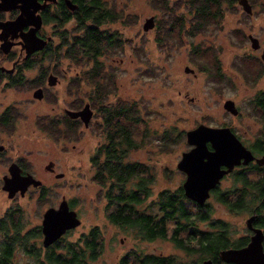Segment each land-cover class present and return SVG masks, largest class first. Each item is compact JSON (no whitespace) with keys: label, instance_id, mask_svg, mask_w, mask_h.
Returning <instances> with one entry per match:
<instances>
[{"label":"rangeland","instance_id":"1","mask_svg":"<svg viewBox=\"0 0 264 264\" xmlns=\"http://www.w3.org/2000/svg\"><path fill=\"white\" fill-rule=\"evenodd\" d=\"M104 1L118 15H122L105 27L116 29L123 40L121 47L107 52L102 58L105 70L111 74L105 102L124 100L136 103L138 112L134 115L138 116L139 122L133 125L132 135L140 144L129 149L127 159L148 165L152 174L150 190L137 206L159 217V192L181 186L185 177L176 168V162L182 151L190 147L186 141L187 130L199 123L228 126L253 151L251 144L254 140H264V105L258 102L264 92V60L260 57L264 45V0H250L251 13L244 11L236 0L233 8L226 5L222 17L216 22L193 30V33L189 28L191 15L188 13L182 16L185 23L181 29L170 25L167 20L170 11L175 16L186 12L187 0ZM163 2H167L170 9H162ZM152 14L158 18L157 26L144 30L143 20ZM123 20L129 23H122ZM57 25L47 21L43 28L52 34V47L61 42L55 32ZM73 27V21L68 19L59 29L72 31ZM248 34L258 38V48L251 46ZM46 54L44 52L39 56L35 69L25 70V75L31 78L44 68V84L40 83L46 94L44 99L32 98L34 85L29 83L22 88H7L1 93L4 102L19 100L21 114L14 126L0 131V139L8 145V150L0 159V173L6 171V167L3 169L2 166L7 165V159L16 154L43 181L47 196L41 198L39 190L30 189L27 194L12 199L0 187V217L17 206L23 213L24 231L32 229L40 226L44 210L50 205L55 206L60 196L66 194L81 222L63 236L64 242L77 240L91 228L99 232L100 249L97 258L90 264H118L121 255L133 248L161 255L173 254L177 264L191 263L196 259V253L189 255L176 248L168 238L169 232L167 237L141 239L130 227H121L109 221L107 213L110 208L105 207L106 199L98 195L100 186L92 180L94 166L90 156L105 141L99 126L102 120L97 110L99 103L93 95L94 87L83 78L81 90L75 91L72 78L82 77L80 67H75L73 61L64 55L57 60L52 54L49 61ZM215 62L219 70L215 68ZM186 66L193 72L185 71ZM50 72L57 76L58 81L47 86L46 76ZM217 72L221 74L220 78L215 76ZM227 98L234 101L237 113L223 107ZM87 100H91L95 110L89 127L70 122L68 124L75 125V130L71 131L65 123L59 126L51 121V114L59 118L67 104L70 107L75 101L81 106ZM52 124H56L54 131ZM49 160L53 161L54 172H62L63 176L45 174L43 167ZM253 164L250 166L253 167ZM247 173L251 178H257L262 171L253 169ZM232 183L231 176H224L219 183L220 189ZM206 202L210 204L213 217L230 221L234 236H249L251 231L247 229L245 219L250 213L231 214L210 195ZM31 243L41 248L42 256L45 250L42 237H32ZM59 247L54 250L61 251ZM11 262L39 264L19 246L14 248Z\"/></svg>","mask_w":264,"mask_h":264},{"label":"trees","instance_id":"2","mask_svg":"<svg viewBox=\"0 0 264 264\" xmlns=\"http://www.w3.org/2000/svg\"><path fill=\"white\" fill-rule=\"evenodd\" d=\"M78 1L79 6L73 16L63 13L46 17V21H56L58 28L56 30L54 27L55 32L61 38L60 43L46 52V57L48 56L50 61L52 54L57 60L59 56L64 55L73 61L75 67H80L82 77L72 78L75 91L81 90L80 82L83 78L88 79L94 87L93 95L96 103H99L97 110L102 120L99 126L104 132L105 141L96 148L90 158L94 166L92 180L100 186L98 195L106 199L105 207L110 208L107 213L109 221L121 227H130L141 239L165 237L169 232L168 238L176 248L189 255L196 253V259L187 264H194L207 257H211L214 264H234L221 261L218 256L219 249L244 245L249 236H234L230 221L213 217L208 202L205 201L202 206L198 205L185 197L181 186L173 190L162 189L159 192V217L138 208L148 195L149 183L152 181L148 165L127 159L129 149L140 144L132 135L133 125L139 122L138 116L134 115L138 109L132 101L105 102L111 74L105 70L102 58L107 52L121 47L123 41L116 29L109 30L105 25L116 22L122 15H118L104 0ZM235 4L236 0H187V11L182 12L181 16H175L170 11L167 20L170 25H177L181 29L185 23L182 16L188 13L191 15L189 28L193 33V30H199L221 18L226 5L233 8ZM262 6L264 9V3ZM164 8L170 9L167 2L162 3V9ZM68 19L73 21L74 30L59 29ZM122 23L129 22L123 20ZM214 65L219 70L218 63L215 62ZM43 69L40 71V83H43L46 74ZM217 74L215 76L220 78L221 74ZM258 102L259 105H264V92L259 96ZM79 104L74 101L71 106L76 108ZM65 125L69 130H75V125ZM55 127L56 124L52 126V131ZM251 147L255 152L263 154L264 140L257 139ZM252 166H234L225 175L232 177V185L220 189L217 184L210 190V196L224 205L231 214L254 212L253 224L264 230V201L261 198L264 192V166ZM253 169L261 170L262 173L257 178H251L247 171ZM22 217L23 213L17 206L11 207L0 217V233L3 235V240L0 241V264H13L11 259L16 246L33 256L39 264H90L97 258L101 243L97 229L91 228L77 240L64 242L63 236L67 230L45 248L41 256V248L31 243L32 237L40 235V226L24 231L25 223ZM57 246H60L61 251L54 250ZM118 264H177V261L173 254L161 255L133 248L121 255Z\"/></svg>","mask_w":264,"mask_h":264},{"label":"water","instance_id":"3","mask_svg":"<svg viewBox=\"0 0 264 264\" xmlns=\"http://www.w3.org/2000/svg\"><path fill=\"white\" fill-rule=\"evenodd\" d=\"M47 1L54 0H0V10H8L13 7L20 9L14 19L0 21L2 33H16L20 30V35L24 40L26 52L41 49L51 35L45 38L36 35V29L41 24V16L36 14L38 8H43ZM242 9L247 13L252 12L251 4L248 0H237ZM70 9H74L76 4L71 0H65ZM31 24L26 31H21L24 25ZM155 25L154 16L144 18L142 28L148 30ZM250 44L253 48L260 46L256 36L248 34ZM260 57L264 60V45ZM185 71L193 72L189 67ZM48 85H54L58 79L53 73H49L46 78ZM43 89L38 87L33 90L32 96L40 99ZM223 107L231 113H237L238 108L232 99H225ZM66 113L71 118H79L85 126L88 125L92 115V109L88 102L80 108H66ZM186 141L190 145L187 150L182 151L180 158L176 162V168L185 174L181 183L183 194L188 199L203 205L210 195V190L219 184L220 179L234 166L247 164L250 160H255L258 165L264 164V155L255 156L252 151L238 138V136L228 126H212L199 123L192 129L185 132ZM4 145L0 144V151ZM52 161L45 167L50 168ZM7 174L2 178V189L7 192V197L11 198L16 192L23 195L28 185L37 186L41 184L39 178L31 173H22L21 168L12 162L8 165ZM57 176L62 173H57ZM264 201V192L262 194ZM255 213L253 212L245 219L247 229L251 231L248 241L241 246H229L219 249L218 256L221 261L234 264H264V230L260 226L253 224ZM81 220L73 208H69L67 201L62 198L57 207L48 206L43 214L40 224L42 245L48 246L59 238L66 230L74 228L80 224ZM194 264H214L211 257L197 261Z\"/></svg>","mask_w":264,"mask_h":264},{"label":"flooded vegetation","instance_id":"4","mask_svg":"<svg viewBox=\"0 0 264 264\" xmlns=\"http://www.w3.org/2000/svg\"><path fill=\"white\" fill-rule=\"evenodd\" d=\"M71 1L76 4L74 9H70L66 5L65 0L47 1L43 8L37 9V11L35 13L39 14L41 16V19H42L40 26L36 29V32H35L38 37L45 38L48 34H50L52 36L51 33H48L46 30L43 29L44 25H47V21H46L47 16H59V15H62L63 13L70 15V16L74 15L75 10H77V8L79 6V1L78 0H71ZM38 2H43V0H38ZM19 12H20V9L17 7H13V8H10L8 10H0V21L14 19ZM153 16H154V21H155V25L153 28L155 29L157 26V23H158V18L155 15H153ZM53 23L56 24V21H53ZM30 27H31V24L24 25L22 27L21 31H26ZM52 30L54 31V29H52ZM20 33H21L20 30H17L16 33L10 32V33L5 35L2 33V27L0 26V131H4L5 128L9 129V126H14V123H16L18 121L19 116L21 114V111L19 110V106H20L19 100L11 101L8 103L6 101L4 102L3 95L1 93L5 89H7V88H22L23 86H25V84L29 83V85H34L32 88V92L34 89H36L38 87H41L43 89V95H42V98H40V99H44V97L46 96V94L44 93V88L41 86L42 84H44V82L40 85L42 74L40 72H38V73L36 72V73H34V76H32L30 78L28 75H25V70L30 71V70L36 68L35 65H36V63H38L39 56L42 53L47 52L53 48L51 46V43H50V45H48L49 42H51V41L48 40L46 42V44L41 49H37V50H34L30 53H27L26 47L24 45V40L22 39ZM46 78H47V76H46ZM47 86H50V85L47 84ZM32 98H34V97L32 96ZM85 102L89 103V105L93 111L87 126H85L79 118L69 117L65 111L66 108L78 109ZM85 102L81 106H78L76 108H73L72 106L69 107L68 106L69 104H67V106L63 107V109H62L63 111H62L61 116L59 118L53 117L56 114H54V113L51 114V115H53V116H50L51 121L55 122L59 126H61L62 123H70L71 120H75V122H77L78 124L83 125L84 127H89L93 118H94L95 110L93 108V104H92L91 100H87ZM256 141H257V139L254 140V142H256ZM0 144L4 145V149L0 151V159H1V157L8 150V147H7L8 145H6L4 143V141L1 139H0ZM251 151L255 156H258V154L255 151H253V150H251ZM94 153L95 152H93V154ZM91 156H90V158H91ZM7 160H8L7 165L5 163L2 166L3 169L6 167L5 168L6 171L4 172V170H2V172L0 173V187L1 188H2V181H3L2 178L5 174H7L8 165L12 162H15L21 168L22 173L29 172L34 177H36L35 174H33V172H31L30 167L26 166L23 163L22 159L19 158L18 155L15 154L14 156H12L11 158H8ZM50 161H52V160H49L48 162H50ZM253 163L257 164L255 162V160H250L247 164H243V165L250 166ZM259 166H264V164L259 165ZM43 170H44L45 174H47L49 176H55V177L63 176L62 172H57V171L54 172L53 161H52V166L50 168H46L44 165ZM57 173H62V175L57 176L56 175ZM36 178H38V177H36ZM221 179H220V181H221ZM30 189H35L37 191L39 190L38 195L40 197H42V196L46 197L47 196L46 187H45V184L43 183L42 180H41L40 185H37V186L28 185V187L25 190L23 195L27 194ZM19 195L20 194H18V192H16L14 194V196L11 198L17 199V197ZM62 198H64L67 201L69 208H73L71 206L70 200L66 197V194H62L60 196L58 203L61 201ZM57 204L55 206L54 205H50V206L57 207L58 206ZM76 213H77V211H76ZM71 229H73V228H71ZM39 230H40V237H42L43 234L41 232L40 227H39ZM68 231H69V229H68ZM59 238H57V240ZM51 244H49V245H51ZM49 245L44 246V247L47 248V247H49Z\"/></svg>","mask_w":264,"mask_h":264}]
</instances>
